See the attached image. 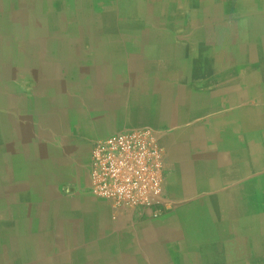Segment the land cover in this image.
<instances>
[{"label":"crops","instance_id":"0c3cea01","mask_svg":"<svg viewBox=\"0 0 264 264\" xmlns=\"http://www.w3.org/2000/svg\"><path fill=\"white\" fill-rule=\"evenodd\" d=\"M74 1L94 36L113 41L82 65L76 52L50 51L57 36L47 34L10 61L33 83H10L0 107L33 127L30 161L11 164L19 173L8 180L0 175V234H14L0 235V264H264V0H209L197 24L165 21L176 8L162 0ZM109 23L137 27V46L115 42ZM179 23L191 29L181 38L150 28ZM78 32L61 43L80 40ZM75 80L89 82L71 91ZM71 113L77 138L156 129L169 207L154 217L91 194L78 152L61 159V137L72 132L61 119Z\"/></svg>","mask_w":264,"mask_h":264},{"label":"rangeland","instance_id":"374dc122","mask_svg":"<svg viewBox=\"0 0 264 264\" xmlns=\"http://www.w3.org/2000/svg\"><path fill=\"white\" fill-rule=\"evenodd\" d=\"M111 1L113 2V4H115L114 7L117 8L118 2H116L115 0H107V4L112 3ZM224 1L225 0H219L220 4L225 3ZM229 1L230 2H227V4L233 2V0ZM74 2V0H0V95L1 93H4L7 96L8 94L14 93L13 90L9 88L10 83H25L28 84V86L33 83L31 80H28V78H26V75L24 74L25 69H16V67H12L10 65V61L14 59V57L17 56L18 53H22L20 51H30V55L33 50V47L39 44L41 45L43 36H46L47 34L57 36V39L55 38L53 41L48 42L50 51L60 52L63 50L64 47L65 50H71V52H76V59L82 60V65H89L91 56L95 55L96 52L99 53L101 51H105L107 50L106 48L111 46L110 41L112 42L113 40H109L106 36L101 38L94 36L90 24L87 25L86 23L81 22L83 20H89V16H87L88 12L84 11V7L80 8L79 6L78 8V4ZM86 2L90 3V0H86ZM137 2L141 3V1L139 0H136V3ZM162 3L164 5H167L165 6L166 8H170L169 6H173L176 8L174 14H172L170 11L165 10H162L160 12V14L164 12L172 14L171 18L169 20L164 19L165 21L175 20L176 16H180L183 20L185 19L187 21L191 20V17H193L194 24H197L199 20L207 17L205 12L207 11V7L209 6V0H189L188 2H179L177 0H162ZM135 5L139 7V4ZM140 6L144 7L145 4H140ZM91 10L94 9L91 8ZM82 12L84 13V16L82 15ZM116 16V20H119V11L115 12V17ZM226 17L232 18L233 16ZM129 19L133 20V18ZM73 24H75L76 26L73 27ZM104 28L105 30H108L107 33L109 36L116 35V40H114L115 42H127L133 44L134 48L135 46H137V27H119L117 31V28L111 23H109ZM150 28H155L158 31L162 30V32L164 31V35H178V38H181L183 34L187 33L185 31H188L190 29L183 27L182 25H180V23L177 27H169L168 25H165L162 27L151 26ZM170 28L172 30V33L169 30ZM74 30L77 32L80 30V32H78V34L81 36L79 37L80 40L76 39V44L74 39H70L71 42L69 44L61 43V35L63 36L66 34L67 36L69 33L72 35V32ZM38 36H42L40 40L38 39ZM45 44L46 43L44 42V45ZM74 46H78L80 49L75 50ZM124 49L127 50L126 47ZM77 53L79 55H77ZM1 60H5L7 62V65L2 66L1 64L3 62H1ZM84 76L85 75H83V77ZM84 78L88 79L87 75ZM26 79L28 82H26ZM82 82H78L77 80L72 81L71 91H75L77 88H81L82 85L79 84L84 85L89 81ZM21 93L24 94L26 92L24 90ZM88 93V90L82 91L83 95ZM29 94L32 95L31 92H29ZM4 107H0V134L2 136V139L0 138V175H2L3 180L4 178L8 180L9 177L13 174L19 173L18 170H15L16 167H11V164L24 166L25 163L30 161L28 157L30 156L31 158V155L26 154V150L32 142L31 129L33 125L32 123H22L21 126L18 125V120L20 117L10 113V106H7L5 108ZM66 109L68 111V108ZM23 118L24 117H22V119ZM86 118L89 119L90 115L88 114ZM76 122L77 121L75 120V117L72 113L70 115H63L61 119V127L65 131L69 127L72 131L71 137L66 139L67 143L61 137V159L63 160L65 154H68V152H71L76 158V154L74 153L78 152L77 157L80 158L78 160V162L80 163L79 169L83 174L84 172L89 170L90 150L92 144L97 139L103 138V136H96L95 134H97V131L95 130V128H90L87 130V127L84 126V128H82L83 130L81 129L83 132L85 131L88 135L93 134L96 137H73V132H79L80 129V126H78ZM129 128L143 127H127L123 129ZM151 129L154 130L157 134L156 129ZM44 133H46L49 137H52L53 135L51 131H45ZM69 149L70 151H68ZM47 151L48 150L46 149V152ZM23 173L25 174L24 171ZM6 200V202L3 201V203H1V206L4 207L10 204V200H8V198H6ZM168 207L169 206L162 209L160 213H162ZM24 208L25 206H23V209ZM158 215L154 217H158ZM0 235H2L3 238H6L7 241H10V239L14 237L13 232H10V230L8 229L3 230Z\"/></svg>","mask_w":264,"mask_h":264},{"label":"built area","instance_id":"2783aa9c","mask_svg":"<svg viewBox=\"0 0 264 264\" xmlns=\"http://www.w3.org/2000/svg\"><path fill=\"white\" fill-rule=\"evenodd\" d=\"M165 150L148 127L129 128L91 146L88 190L116 206L157 216L170 205Z\"/></svg>","mask_w":264,"mask_h":264},{"label":"bare ground","instance_id":"6f19581e","mask_svg":"<svg viewBox=\"0 0 264 264\" xmlns=\"http://www.w3.org/2000/svg\"><path fill=\"white\" fill-rule=\"evenodd\" d=\"M178 1V0H177ZM212 2V1H211ZM79 8V7H78Z\"/></svg>","mask_w":264,"mask_h":264}]
</instances>
